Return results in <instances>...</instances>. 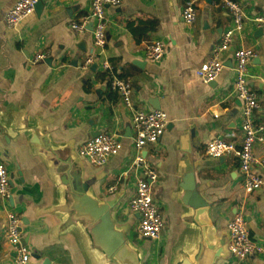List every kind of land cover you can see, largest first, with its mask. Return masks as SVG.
Returning a JSON list of instances; mask_svg holds the SVG:
<instances>
[{
	"label": "crops",
	"instance_id": "1",
	"mask_svg": "<svg viewBox=\"0 0 264 264\" xmlns=\"http://www.w3.org/2000/svg\"><path fill=\"white\" fill-rule=\"evenodd\" d=\"M91 1L48 0L40 13L9 27L6 14L17 0H0V158L10 181L9 196L0 197V264H16L8 212L21 219L30 264H109L93 239V224L69 208L73 186L109 204L123 239L117 264H192L205 239L221 251L213 264H237L228 249V223L242 210L250 236L264 247V185L246 194L238 158L209 156L206 146L216 137L238 145L242 140V103L234 92L233 52L239 46L256 52L248 78L260 104L256 120L264 121V36L251 22L264 11V0H238L245 27L211 82L196 70L232 25L222 0H121L106 9L103 49L94 46L91 25L83 33L70 27L90 13ZM189 3L197 12L191 25L183 17ZM158 39L166 52L153 62L146 49ZM93 51L101 52L97 68H83ZM40 53L47 57L35 62ZM103 60L131 83L136 109L158 106L168 117L159 144L142 150L158 172L152 192L164 218L159 240L140 235V216L129 206L142 175L133 164V110L109 88ZM105 132L116 134L122 147L96 166L79 147ZM254 150L256 170L264 176V141ZM241 264H264V252Z\"/></svg>",
	"mask_w": 264,
	"mask_h": 264
},
{
	"label": "built area",
	"instance_id": "2",
	"mask_svg": "<svg viewBox=\"0 0 264 264\" xmlns=\"http://www.w3.org/2000/svg\"><path fill=\"white\" fill-rule=\"evenodd\" d=\"M39 0H17L6 14L9 27H15L35 11ZM121 0H92L91 11L79 20H71L70 27L78 33L87 30L93 25L94 46L103 49L106 45L107 14L110 5L117 6ZM223 7L232 16V25L224 32L221 41L214 45L209 59L202 63L196 74L205 82L214 81L225 67L223 55L234 45L237 35L245 27V13L238 0H222ZM197 12L193 3L187 4L183 10V17L191 25L196 20ZM251 22L261 29L264 36V11L251 18ZM166 44L163 40H155L148 44L146 57L153 62H159L165 55ZM234 92L242 103V140L238 145L230 139L216 137L206 146V153L215 158L235 156L243 177V188L246 194L259 190L264 185V176L256 170L259 159L255 154V144L264 141V121L256 120V112L260 107L258 95L251 89L248 78V65L256 56L252 48L239 46L234 49ZM101 52L89 53L83 68H89L100 60ZM46 54H37L34 61L44 60ZM105 73L109 88L118 93L123 103L133 110L132 126L134 130V146L136 157L134 166L141 168L142 175L136 183L135 194L129 206L133 212L140 216L139 233L142 237L159 240L162 236L164 218L153 198L152 185L158 179V172L150 166L142 156V150L147 146L159 144L167 129V114L160 109H136L133 106L131 83L120 77L113 64L108 60L100 62ZM99 64V62H98ZM122 147L118 136L112 133H101L86 141L79 147V154L89 161L101 166L108 159L116 155ZM111 189H114L112 187ZM10 193L9 174L5 163L0 158V197L7 198ZM7 238L15 254L16 264H30L31 251L23 242L20 232L21 219L13 212H8ZM230 241L228 249L236 258L237 264L243 263L249 256L259 255L264 252V247L254 240L249 233L245 213L240 210L228 223Z\"/></svg>",
	"mask_w": 264,
	"mask_h": 264
},
{
	"label": "water",
	"instance_id": "3",
	"mask_svg": "<svg viewBox=\"0 0 264 264\" xmlns=\"http://www.w3.org/2000/svg\"><path fill=\"white\" fill-rule=\"evenodd\" d=\"M48 0H39L35 6L37 13H40ZM93 28V25L90 24ZM260 32H262L260 30ZM82 47V46H80ZM92 53V52H91ZM98 62L93 63L92 69H96ZM102 87L101 89H103ZM100 89V90H101ZM157 108H159L157 106ZM156 108V109H157ZM71 203L69 208L75 212L76 218L84 219L92 223L91 234L95 243L106 255L109 264H117L116 253L123 244L122 234L115 229V223L111 218L109 204H99L85 193V187H72ZM12 201V198H10ZM204 245L192 264H213L214 257L220 255V249L215 248L210 239L204 240ZM215 251V252H214ZM49 263L46 259L44 264Z\"/></svg>",
	"mask_w": 264,
	"mask_h": 264
}]
</instances>
